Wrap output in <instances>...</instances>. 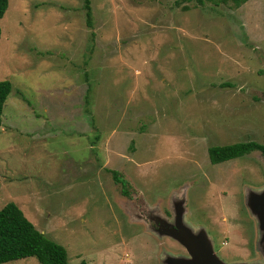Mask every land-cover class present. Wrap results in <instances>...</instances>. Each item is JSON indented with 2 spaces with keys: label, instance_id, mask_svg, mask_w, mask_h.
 <instances>
[{
  "label": "rangeland",
  "instance_id": "374dc122",
  "mask_svg": "<svg viewBox=\"0 0 264 264\" xmlns=\"http://www.w3.org/2000/svg\"><path fill=\"white\" fill-rule=\"evenodd\" d=\"M91 7L92 26L84 0H9L0 20V81L13 86L0 210L15 204L69 264H166L189 259L172 238L182 203L224 259L262 262L248 201L264 192V157H213L264 144V0Z\"/></svg>",
  "mask_w": 264,
  "mask_h": 264
},
{
  "label": "trees",
  "instance_id": "16d2710c",
  "mask_svg": "<svg viewBox=\"0 0 264 264\" xmlns=\"http://www.w3.org/2000/svg\"><path fill=\"white\" fill-rule=\"evenodd\" d=\"M215 1V0H208ZM227 2L228 0H220ZM237 7L249 0H232ZM9 0H0V20L8 11ZM87 24L92 26L91 0H84ZM2 30L0 26V39ZM13 90L8 80L0 81V126L6 102ZM254 151L264 157V144L254 141L220 147L213 157L214 163L239 159ZM214 156V155H213ZM116 182L125 190L127 183L115 176ZM35 257L41 264H69L67 250L60 244L48 239L28 222L20 208L10 203L0 210V264ZM80 264H87L83 260Z\"/></svg>",
  "mask_w": 264,
  "mask_h": 264
},
{
  "label": "water",
  "instance_id": "95a60500",
  "mask_svg": "<svg viewBox=\"0 0 264 264\" xmlns=\"http://www.w3.org/2000/svg\"><path fill=\"white\" fill-rule=\"evenodd\" d=\"M248 207L251 210L253 217L256 219L258 223L259 230V239L257 248L259 253L263 257V261L260 263H252V264H264V192L252 193L249 197ZM177 210V219H178V228L176 234L172 235V238L179 241L183 245L186 246L188 251L190 252V257L188 260H184L183 258L179 259L178 257H166V264H227L224 261L216 258L213 254H206L204 251L201 253L197 248L198 245H202V241L196 240L195 238L199 237H209L208 232L205 228L196 227V229L188 228L184 224L183 215L184 208L182 203H178L176 205ZM232 264H251V263H232Z\"/></svg>",
  "mask_w": 264,
  "mask_h": 264
},
{
  "label": "flooded vegetation",
  "instance_id": "af4514ba",
  "mask_svg": "<svg viewBox=\"0 0 264 264\" xmlns=\"http://www.w3.org/2000/svg\"><path fill=\"white\" fill-rule=\"evenodd\" d=\"M122 192L125 193V190H123ZM254 220H255V228H256V231L258 233L259 232L258 223H257L256 219H254ZM192 221L196 222L194 219ZM195 224L197 225V223H195ZM162 226H163L162 230L163 231L166 230L165 224H163ZM204 226H206V228H207V232H208L209 237H199V238L196 237L195 238L196 240L202 241L203 243H202V245H198L197 248H195V249H198L200 253L202 251H204V253H206V254H213L214 256H216V258L224 261L227 264L234 263L235 261H233L232 259H229V260L224 259L221 255L222 251L224 249L223 245H225V242L221 241V238L216 239V237L213 234V231H211V229H209V225L204 224ZM257 239H258V237H256V240ZM187 252H188V250H187ZM188 255H189V253H188ZM189 257H190V255H189Z\"/></svg>",
  "mask_w": 264,
  "mask_h": 264
}]
</instances>
